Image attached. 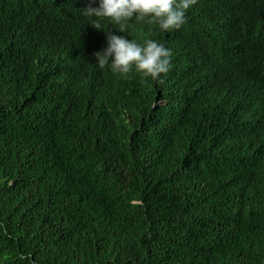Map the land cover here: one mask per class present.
Masks as SVG:
<instances>
[{"label":"trees","instance_id":"obj_1","mask_svg":"<svg viewBox=\"0 0 264 264\" xmlns=\"http://www.w3.org/2000/svg\"><path fill=\"white\" fill-rule=\"evenodd\" d=\"M88 4L0 0V264H264V0L104 21L158 81L96 66Z\"/></svg>","mask_w":264,"mask_h":264},{"label":"clouds","instance_id":"obj_2","mask_svg":"<svg viewBox=\"0 0 264 264\" xmlns=\"http://www.w3.org/2000/svg\"><path fill=\"white\" fill-rule=\"evenodd\" d=\"M196 3L197 0H89L81 14L102 31V23L108 21L118 32L126 33L129 22L135 20L155 24L161 32H171L182 28L187 10ZM104 32L106 47L93 53L99 69L108 68L121 75L134 70L152 81L160 80L162 74L170 71L172 51L163 43L149 38L137 42L111 30ZM19 259L24 261L26 257L21 254Z\"/></svg>","mask_w":264,"mask_h":264}]
</instances>
